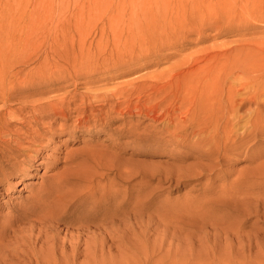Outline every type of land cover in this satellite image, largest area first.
<instances>
[{"label": "rangeland", "instance_id": "1", "mask_svg": "<svg viewBox=\"0 0 264 264\" xmlns=\"http://www.w3.org/2000/svg\"><path fill=\"white\" fill-rule=\"evenodd\" d=\"M119 1L122 0H0V63L12 65L9 68L11 84L13 78L29 81L12 95V108L65 94H76L79 100L80 93L92 91V94L138 76L164 72L182 56L191 55L195 59L229 47L237 48L238 63L248 64L244 77L250 80L264 77V74L257 75L264 73V0H153V5L165 4L168 12H186L185 17L190 19L186 27L193 31L183 35L186 28L183 27L161 34L158 44L152 48L157 52L151 51L158 55L154 59L158 60L157 64L134 63L139 54H144L135 47L124 57L128 62L126 67L108 71L113 66L110 49L113 41L101 36L100 27L103 18ZM168 42L175 44L163 46ZM103 47L105 53L99 54L98 50ZM142 96L137 103L138 98L133 94L131 110L123 119L127 128L136 126L131 133L125 130L107 135V130L120 126L121 119L108 117L104 112L94 114L101 101H92L96 109L86 115V123H78L72 114L65 130L55 134L53 140L43 141L40 146L33 144L39 148L29 151L28 159L20 162L22 172L15 167L8 170L7 179L0 178V235L6 226L12 228V234L18 229L19 232H14L16 246H22L24 252L51 256L55 243L63 239L73 221L92 217L87 214L89 211L81 209L85 206L89 209L93 204L84 203L78 208V201H71L72 215L60 221L57 211H61L62 202L68 200L71 192L65 189L66 199L63 194L57 198L62 192L45 194L51 175L65 164L64 154L83 148L93 157L77 166L79 173L74 171L83 180L93 176L99 179L100 189L93 200L104 199L108 201L107 208L120 211L119 215L113 213L106 218L114 237L109 241L112 247L105 263H99L94 237L83 231L81 248L89 246L85 251H93L96 264H170L174 260L185 262V257L186 264H201L208 258L207 253H211L204 236L207 226L217 236L228 230L244 234L240 240L230 242L234 246L232 251L225 240L221 241L216 250L217 260L264 264V185H260L264 184V166L258 165L264 160V132L249 137L242 151L239 148L241 154H233L231 161L221 160L212 166L201 150L168 143L162 124L138 112L139 108L147 111L139 104L146 102ZM248 105L253 104L246 103L243 108ZM248 147L249 153H253L249 160L244 158ZM215 156L216 152L212 158ZM198 171L202 173L197 174ZM250 183L252 187L247 188ZM243 188L251 190L236 194ZM52 203L58 208L54 210L57 213L54 218ZM119 218L127 221L125 226L118 227ZM38 219L50 227L45 226L39 233ZM120 228L124 231L122 241L115 233ZM21 236L30 242H23ZM243 240L256 244L251 254L245 252ZM23 256L19 259L21 264H28V256L25 253ZM213 262L216 264L215 259Z\"/></svg>", "mask_w": 264, "mask_h": 264}, {"label": "bare ground", "instance_id": "2", "mask_svg": "<svg viewBox=\"0 0 264 264\" xmlns=\"http://www.w3.org/2000/svg\"><path fill=\"white\" fill-rule=\"evenodd\" d=\"M152 2L153 0H122L117 2L114 8L110 9L108 15L103 18L100 27L101 36L105 35L107 40L111 38L113 41V45L110 47L112 49L111 59L113 60V66L107 69L108 71L111 69L119 71L124 66L126 67L128 62L124 57L129 51L134 50L135 47L144 51V54H139L134 63L138 62L140 66L157 64L158 60L155 61V56L158 57V55L153 54L151 51H156L155 48V50L152 48L158 44L157 40L160 35L167 34L170 30L176 31L178 28L188 25L190 19L188 20L185 17L186 12H168L165 4L155 3L153 5ZM192 31V28L188 26L185 28L183 35H188ZM172 33L174 34V32ZM168 44L170 47L175 42H168L163 44V46ZM105 47L100 48L98 53H102V49H105ZM236 54L237 48L229 47L225 50L207 52L202 57L195 59L191 55H186L171 64L164 72L160 71L138 76L131 80L119 82L117 86L111 89L93 91L92 94H90L92 91L89 94L80 93L79 100H77L76 94H65L59 97L49 96L46 100L31 101L17 108H12L10 104L12 95L16 92V89L26 85L29 81L27 79L17 81V79L13 78L11 84L9 68L12 65L8 64V66L5 63H0L1 180L7 179L8 170L12 171L15 167H18L17 171L22 172L21 168H19L20 162L24 163L28 159L30 156L29 151L33 152L39 148H34L32 145L40 146L43 141L47 143L53 140L55 134L65 130L67 120L70 119L72 114H75L78 123H86L88 121L85 118L86 115L96 109L92 101H101L100 108H97V113L94 114L104 112L108 117L114 116L117 119H121L119 122L120 126L107 130V135L112 136L114 132L123 133L125 130H127V133H131L136 126L127 128L126 121L123 119L126 113L131 110L129 104L133 94L138 98L137 103L140 101L141 96L144 95L146 102L139 104L146 107L147 111L143 112L139 108L138 112L143 117L162 124L161 130H164L169 137L168 143L177 144L182 148L190 147L201 150L204 158L208 157L212 166L220 163L221 160L231 161L233 154H241L249 137L264 132V112H262V109H264L262 107V103H264V77H258L254 80L244 77L243 73L248 64L238 63L240 57H237L238 54ZM262 74L264 73L259 72L257 75L260 76ZM246 103H252L253 105L243 108ZM26 108L27 110L25 111L24 109ZM17 122H19L18 125L16 124ZM249 123L252 130L248 128ZM192 137L195 139L189 142L188 139ZM158 138L162 137L159 136ZM212 145L214 146L213 149H211ZM239 148H241V151ZM249 148H247L244 155V158L248 160L253 155V153H249ZM214 152H216V156L212 158ZM87 153L88 149L83 148L67 151L64 154L65 164L61 166L59 172L51 175L52 179L50 183L48 182V189L45 194L62 192L56 195L57 198L62 197L63 194V198L66 199L67 193L65 189L67 188V192H71V195L68 194V197L71 196V198L67 197L68 200L62 202L64 206H61V211L57 207L55 208L52 203L53 208H55H52L53 214L51 216L54 215L53 218L58 213L57 217L60 221H63L65 216L72 215L69 211L72 204L70 203L71 201H78V208L84 203L93 204L89 209L86 206L81 209L84 212L89 211L87 214H92V217L88 219L78 218L73 221L63 239L55 243L56 248L51 249V256H43L46 253L41 255L35 252L32 253V251L24 252L22 246H16V240L14 239V235H16L14 232L17 233L20 230L16 229L12 234V228L6 226L3 229V234L0 235V264H21L19 259H23V253L28 256V264H96L93 262L95 260L93 251H85L88 250L85 248L89 246L81 248V239L85 234L83 232L85 230H87L88 236L94 237L93 240H96L94 246L96 249L94 251L100 259L99 263L106 262V257L109 256L110 246L112 245H110L109 241L114 237L111 236L114 232L110 234L112 225L106 223V218L113 213L119 215L118 212L120 211L116 208H114L116 210L113 209L114 211H111L112 207L107 208L108 201L102 199V196V200H93L97 190L100 189L99 179L93 176L92 178L86 177V180H83L78 174L80 171L78 172L77 166L85 163L84 161L86 160L90 161V158L92 159L93 157L91 152L89 154L92 156ZM22 155H24L23 158H21ZM258 165L264 166V160L259 162ZM75 169L78 173L74 171ZM201 173L202 171L197 172V174ZM250 185L252 187V183L247 184L246 187L249 188ZM260 185L264 184L260 183ZM72 186H78L79 189L72 190V188L68 190ZM250 190L243 188L238 190L236 194L243 195ZM73 192L77 193L73 194ZM52 201L54 200L52 199ZM225 205L226 208H230L228 204L225 203ZM58 206L60 205L58 204ZM54 210H58L57 213H54ZM42 220L36 221L37 224H40L37 227L40 230L39 233L45 226L50 227L49 223L44 220L42 222ZM33 223H35V220H33ZM126 223V220L123 218L120 220L119 218L118 227L119 224L125 226ZM30 227L32 228L31 225ZM207 228L209 227L204 228V236L208 240L206 246L210 248L211 253H207L208 258L201 264H214L213 259L216 260V264H232L231 262L216 259L217 246L222 244L221 241L225 240L227 245H229V250L232 251L234 246L230 242L240 240L244 237V234L235 230L225 232L223 229L224 233L217 236L213 233L214 231ZM117 231H115L117 239L122 241L124 231L121 228ZM213 237L214 239L209 242ZM19 238L23 242H27L29 239L26 240V236ZM244 240V244H242L246 246L245 252L251 254L250 251L256 244L249 241L244 242ZM12 241L14 242L13 244ZM28 241L30 242V240ZM81 256L83 257L79 259ZM166 262L168 263L167 260ZM185 262H188L186 257ZM185 262L174 260L170 264H186Z\"/></svg>", "mask_w": 264, "mask_h": 264}]
</instances>
